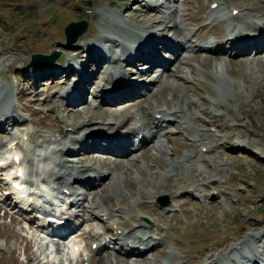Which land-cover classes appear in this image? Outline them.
<instances>
[{
    "label": "rangeland",
    "instance_id": "374dc122",
    "mask_svg": "<svg viewBox=\"0 0 264 264\" xmlns=\"http://www.w3.org/2000/svg\"><path fill=\"white\" fill-rule=\"evenodd\" d=\"M214 2L220 4L215 11ZM154 7L161 11L155 12ZM112 16L124 22L112 24ZM159 20L166 23L151 25ZM83 21L87 23L85 33L74 44H68L67 26ZM111 24L115 27L112 32H102L105 27L111 31ZM174 24L186 36L176 43L185 50L169 64L167 73L174 74L164 78L156 68L145 77L146 88L140 86L128 98L125 103L132 107L119 111L117 119L121 122L129 113L134 117L116 133L110 131L115 120L110 106L99 103L102 95L98 89L109 85L107 77L111 75L116 80L123 75L138 83L140 73L127 63L110 61L118 59L120 47L108 51L109 42L104 37L113 38L131 28L140 33L149 31L143 39L155 35L172 40L176 34ZM164 26L168 29L162 30ZM255 29L264 30V0H0V120L10 118L5 127H0V132L4 131L0 133V144L18 142L26 179L38 183L52 179L55 186L53 177L60 165L76 164V146L87 142L83 136L86 132L103 128L106 135H130L139 125L149 137L145 146L129 152L132 160L126 164L123 161L122 169L115 163L111 165L112 176H101L105 183L97 186V194L84 191L86 195H81L83 190L78 188L85 208L71 218L77 227L67 242L60 243L63 253L50 251L57 245L49 236L45 239L50 243L47 251L34 222L24 217L26 207L19 200L5 199L0 191V264H96L100 255L111 251L100 254L97 249L99 254L95 253L91 251L92 242L98 243L102 232H107L104 238L108 239L111 231L123 229V224L135 225L140 217L149 219L147 230L155 237V249L162 252L149 250L145 262L135 252L130 258L122 257L120 264H236L235 256L241 250L253 254L259 263L256 257L264 258V52L255 55L259 48L250 59L236 60L237 53L226 47L222 49L224 53L186 49L203 39L211 45L222 42L232 32L252 35ZM73 47L77 48L72 50ZM54 53H58L54 63L31 66L34 55ZM100 55L106 57L107 65L92 82ZM219 62L222 66L217 70ZM81 67L89 73V81L84 93L79 90L81 100L73 105L62 96L78 83ZM158 76L163 79L155 82ZM160 86L166 89L162 94ZM66 107L78 109L80 116L66 112ZM177 108L182 112L176 117L170 115ZM157 111L169 116L160 123H173L156 125L158 137L153 141L146 129L145 115L160 119ZM88 117L92 120L80 128L73 125ZM14 120L17 122L11 126ZM57 122L66 126L58 130ZM198 134L205 135L193 147L192 140ZM64 144L69 149H64ZM97 145L94 144L99 151L104 150ZM86 148L80 150L79 159L88 167L101 170V164L96 162L99 158L125 159ZM64 150L70 154L63 155ZM133 162L136 165L132 166ZM11 167L9 152L0 149V179L11 178ZM118 177L122 183L119 191L115 180ZM2 182L0 185H4ZM70 183L69 189L73 190L76 184ZM79 184L85 189V182ZM103 189L116 208L110 202L104 203L101 211L88 208L92 200L103 195ZM143 203L148 208L158 207V215L149 214ZM120 204L124 209L117 212ZM73 245L82 247L80 255L72 256ZM114 255L109 264L115 262ZM242 259L243 256L239 264Z\"/></svg>",
    "mask_w": 264,
    "mask_h": 264
},
{
    "label": "bare ground",
    "instance_id": "6f19581e",
    "mask_svg": "<svg viewBox=\"0 0 264 264\" xmlns=\"http://www.w3.org/2000/svg\"><path fill=\"white\" fill-rule=\"evenodd\" d=\"M156 7H158V6H156ZM217 8L218 9L220 8V4H218ZM159 10L161 11V9H156L154 7L155 12H159ZM104 20H107V22H109L108 19H104ZM109 20L111 21L112 24H118L119 23V25H121L124 22V20L120 21L118 16H112ZM165 23H166L165 21L159 20V21L153 22L151 25L152 26H158V25H164ZM112 24H111V26H108V28L111 27V31L109 29H106L107 27H105V29H103L102 32L107 33V34H108V32H112L115 29V27ZM175 26H176V28H175L176 34H175L174 38H171L172 40H166L165 38L158 37L155 35H152V38L146 37L145 39H143V35L149 34V31L143 30L140 33L139 31L132 30L131 28H129L130 30H126L125 32H123V34H121V35L114 34V36H112L113 38L104 37L109 42L108 46L106 47L108 51L111 50L113 47H116V48L120 47V52L124 55V58H122V55L119 56L120 55V53H119V55H118L119 57H117L118 58L117 60L116 59L111 60L112 58H110L109 60L113 61L114 64H119L120 62L129 63V64H127L128 66L130 65L131 68H134V69L136 68L135 70H138L137 73H140V74H138V75H140L138 78L139 79L138 83H135V81L133 82V80L132 81L126 80L123 75H120L122 73L119 72L121 79L118 78L119 80H116L114 78V76L111 75L110 77H107L109 85L108 86L104 85L98 89L99 93L102 95L103 105L108 104L110 106L109 110L111 111L112 116L115 120L114 124L109 126L110 131L116 133V131H118L119 128L120 129L123 128L128 123V121L132 120V118L134 117L132 115V113H129V114H127V118H125L123 120L121 119L122 120L121 122H119V119H117L120 116V114L118 115L119 111H128L132 107L130 104L125 103L128 100V98L131 97L138 90V88L140 86H142V85H143V87L147 86V82L144 79L145 77L151 75L153 73L152 71L155 70L156 68H159L161 70L162 76H164V78L170 77L171 74L172 75L174 74V73H170V74L167 73V71L170 70L169 64L171 63V61L172 62L175 61L174 58L177 54L182 53L185 50V48H183V46L179 45L180 46L179 47L176 43L181 42V41L186 39V36H184L183 33L177 28V24H174V27ZM164 29L166 30V29H168V27H166V26H164V28L162 27V30H164ZM232 35H233V37H230L226 40H223L222 42H217V43H214L212 45H211L212 42H209L207 44L210 47H212L213 50H218V52H221V53L226 52V51L222 50L225 47L228 48L229 51H235L237 53L236 54V60H239L240 57H242V58L246 57L247 59H250L249 56L251 54H253L254 51L257 52V50L259 48H260L259 51L255 55L264 52V30L262 31L261 29H255L254 32L252 33V35L250 34V32H232ZM148 36H150V35H148ZM156 45H159V46L162 45L164 50L172 51V54H170L169 56L165 55V56H167V60H165L164 58H161V56H159L161 54H159V52L157 51V49L159 47H157ZM75 48H77V47H73L71 49L73 50ZM199 50L203 51L202 49H199ZM105 58L106 57L103 55H100L97 58L98 62L96 65V68H97L96 74L93 76L92 82H95L97 80V77H98L100 71H102L104 69V67L107 65V61L105 60ZM217 59H219V58H217ZM93 62H95V60H93ZM142 62H143V64H141V65H143V66L138 67V65H140V63H142ZM220 66H222V63L221 62L217 63L216 69L218 70V68H220ZM142 68H145V70L139 71V70H142ZM73 70L74 69L72 67L71 72H73ZM69 72H70V70H69ZM74 74H76V72H74ZM88 75H89V73L85 72L84 67H81V72L77 74L78 83L74 84V86H72V88H70V90L66 93V96L64 97V99L71 101L73 105H75L77 102H79L82 98V94L80 95L79 90H81L83 93L86 90V89L84 90V88H85L84 85H85V83L87 84L89 81ZM218 75L219 74H217V77L221 81H223V83H226V80L223 77L221 78ZM91 79L92 78H90V80ZM162 79L158 76L155 79V82L156 81L159 82ZM92 82H90V83H92ZM135 84H137V86H135ZM144 88H146V87H144ZM148 88H149V86L147 87V89ZM160 88H161V94H162L164 92L163 89H165V88H163V86H160ZM140 97L141 96H137L136 99H140ZM121 105H124V106H123V108L119 109V107ZM65 111L68 113L71 112L73 114H76L77 116H80V111L78 109L74 110V109H70V108L66 107ZM181 112L182 111L181 110L179 111V108H177V109L173 110V112H171L170 115L176 117L177 114L181 113ZM203 113L206 114V111H204ZM155 114L161 115L160 116L161 118L158 119V117H156L154 119H151L150 117L145 115L146 121H147L145 124L146 129H147V127L149 128L151 136H152L151 139L153 141H155L158 137L159 127L156 128V125L163 127V126L169 125L170 123H173V120L169 121V122L167 121V123L165 125H164V123H160V122H163V120L165 121V118L169 117V116H166V113L164 114L163 111H157V112H155ZM91 120H92V117H88L83 122H81V123L78 122L77 124H73V125L77 128H80V126H82V124L85 121H91ZM9 121H10V118H8L6 121L0 122V127H3V126L5 127ZM199 122L205 123V120L199 119ZM123 123H126V124L123 125ZM64 126H66V125L63 122H57L56 128L58 130H61L62 128H64ZM115 126L117 127L116 130H115ZM142 127L143 126L136 127L135 131H133L132 133L130 132L131 133L130 135L121 134L119 136V135H115L114 133H111L110 135H106L104 132L105 129H103V128L100 129L102 131H98V130L93 131L92 130V131L86 132L85 135H83V136H85L84 138H85V140H87V142H85L83 146L82 145L76 146L78 148V152L76 154V156L78 155V160H77L76 164H73V165L67 167V166H65V163H62L59 167L58 174L55 177H53V182L57 185V187L59 188V191H63L65 189L69 190L71 192V195H69L67 197L68 198H70V197L75 198L76 202L73 204V207L78 208V209L81 208V210H84L85 205H83V203L81 202L80 194H78L79 190L73 189L74 190L73 191V190L69 189V185H71L70 181L72 182V184L75 182L78 184L85 182V184H84L85 191L86 192L88 191L89 195L90 194H97L96 186H99V185L102 186L105 183V180H102L101 176H105V177L107 176L106 178H109V176L112 174V170H113V168L111 166L112 164L115 163L118 168L122 169L124 167V165L122 164L123 161L126 164L127 160L128 161L132 160V159L128 158V156L131 155V153H129V152H131L132 147H133L131 136L133 135L132 137L135 138L137 136V131H138V133L141 131H144L145 128H142ZM1 132L3 133L4 131L2 130ZM204 135L205 134H198L194 138V140H192L193 141L192 146L194 147L199 142H201V139ZM84 138H82L80 141H83ZM102 141H107L108 146L101 145L100 143H102ZM95 143L98 144L97 146H99V148H102L104 150L99 151L100 149H98L94 146ZM143 145H145V142L143 143ZM143 145L141 147H143ZM86 146L89 147V150L92 152H104V154L110 153L111 155H113L115 157H122L125 159H123V160H117V159L112 160L108 157H105V159L103 161H101L99 158V160L96 159V162H99L101 164V166H102L101 170H99L97 168L88 167L84 164V160L79 159V154L81 153L80 150H83V149L88 150V148H86ZM62 147L64 149L65 148L69 149V148H67L66 144H64ZM3 150H5V149H3ZM134 150H136V149H134ZM132 152H133V150H132ZM19 156H21L20 151H19ZM80 157H81V155H80ZM157 163L159 166H161V164L159 162H157ZM131 165L134 166V165H136V163L133 162ZM22 167L24 168V164L22 165ZM60 171H63L65 176L63 174H61L62 172H60ZM107 172H108V174H105ZM128 172H129V170H128ZM13 176H14V173H12L11 178H13ZM115 180H116V184H117V191H119L121 186H122L121 179H120V177H118ZM97 181H98L99 185H95ZM103 190H104L103 195L98 197L99 199L92 200V202L89 203V205H87V207H89V206L91 208L95 207L94 210L101 211L103 209V204L110 202L111 196L106 194L105 189H103ZM60 193L62 194V192H60ZM84 198H86V197H84ZM22 200H23V203L28 205L25 199H22ZM110 205L112 208H114V209L116 208L115 204L113 202H110ZM119 206L120 207L118 208L117 212H119L120 209H124V207L121 206V204ZM142 207L149 214L158 215V213H159L158 207L148 208L144 203L142 204ZM149 223H150L149 219H147V218L145 219L143 217H140L138 219L137 223L136 224L134 223L135 225H132V224L128 225L127 223L123 224V226H124L123 229H122V227H120V228L115 229L112 232V233H114L115 231L122 230V235H114L113 234L111 236V241L106 243V246L103 245L102 243L99 245L98 251L101 254V252L105 251V249H107V246L112 244V242H114V241L117 244H120L124 240H126V242L138 241V242H140L141 246L144 245V247H146L148 249V251H145V252H138V256L141 257L142 262L147 261V258L145 256H146L147 252H149V250H151V251L155 250L154 252L157 251V254L162 252V250L155 249V246H156V245H154V241H155L154 238L155 237L151 232H149L147 230V228H148L147 225ZM39 239H40V237H39ZM92 243H96V241H93ZM43 244H44V242H43ZM51 247H52V245H51ZM124 247L126 248V245H124L123 248ZM53 248H54V246H53ZM81 249H82V247H81ZM70 250H71L72 256L77 255L78 250H76L74 248L72 249V246H71ZM50 251H51V249H50ZM241 251H240V253H244ZM52 252H50L49 254H51ZM99 252H98V254H99ZM55 253L58 254L57 252H55ZM134 253H130L127 256L134 255ZM111 255H114L116 260H115V262H110V264H120L121 261H124V259H121L124 256L121 255V252L118 249L117 250L115 249L112 254L100 255L96 264H109V260H110ZM250 256H251L250 258H252L255 263H253V261H250V262H252L253 264H260V261H259V263L256 262V260L253 257V254H250ZM53 257L55 258L54 255H53ZM56 257H57V255H56ZM48 258L50 259V257H48ZM52 260H54V259L52 258ZM147 264H152V262H148Z\"/></svg>",
    "mask_w": 264,
    "mask_h": 264
},
{
    "label": "water",
    "instance_id": "95a60500",
    "mask_svg": "<svg viewBox=\"0 0 264 264\" xmlns=\"http://www.w3.org/2000/svg\"><path fill=\"white\" fill-rule=\"evenodd\" d=\"M87 29L86 22L71 23L67 26L65 34L68 44H74L79 37L85 33ZM58 58V53H54L51 56L34 55L31 66H41L48 63H54Z\"/></svg>",
    "mask_w": 264,
    "mask_h": 264
}]
</instances>
